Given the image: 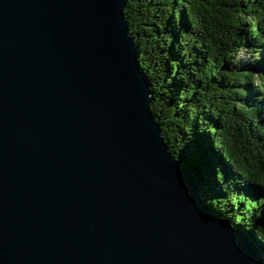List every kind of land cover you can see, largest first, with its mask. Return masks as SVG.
I'll return each instance as SVG.
<instances>
[{
	"label": "water",
	"instance_id": "obj_1",
	"mask_svg": "<svg viewBox=\"0 0 264 264\" xmlns=\"http://www.w3.org/2000/svg\"><path fill=\"white\" fill-rule=\"evenodd\" d=\"M126 0H0V264H264L149 110Z\"/></svg>",
	"mask_w": 264,
	"mask_h": 264
},
{
	"label": "trees",
	"instance_id": "obj_2",
	"mask_svg": "<svg viewBox=\"0 0 264 264\" xmlns=\"http://www.w3.org/2000/svg\"><path fill=\"white\" fill-rule=\"evenodd\" d=\"M123 16L169 152L264 257V0H126Z\"/></svg>",
	"mask_w": 264,
	"mask_h": 264
}]
</instances>
